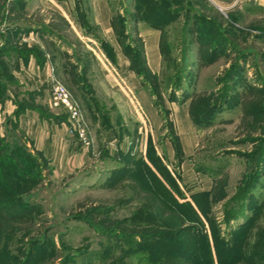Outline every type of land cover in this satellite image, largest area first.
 I'll return each instance as SVG.
<instances>
[{
    "label": "rangeland",
    "instance_id": "rangeland-1",
    "mask_svg": "<svg viewBox=\"0 0 264 264\" xmlns=\"http://www.w3.org/2000/svg\"><path fill=\"white\" fill-rule=\"evenodd\" d=\"M138 1L111 0L113 22L132 50L140 44L133 33L135 19L142 18ZM158 2L161 8L149 6L148 20L136 26L143 36L158 34L149 29L153 23L162 27L167 56L147 87L157 113H148L132 94L128 100L121 95L125 151L113 140L122 130L111 126L108 147L99 146L79 170L53 176L10 109L3 115L0 107V264H157V249L169 248L156 232L173 233L178 225L189 230L184 241L194 243L199 234L200 243L206 235L215 254L212 236L219 237L240 246L253 264H264V6L257 0ZM1 19L0 27L6 24ZM1 49L0 104L15 95L23 107L68 120L53 103L52 81L37 97L18 95L21 84L34 81V68L25 77L10 50L2 55ZM95 72L96 98L112 109L120 93ZM61 81L80 107L88 136L103 142L91 118L95 106L88 111L87 95ZM173 86L178 99L190 98L195 123L189 128L178 99H168ZM116 113L110 110L112 124ZM150 125L156 146L143 142ZM179 132L193 139L189 154ZM147 235L153 241L144 240Z\"/></svg>",
    "mask_w": 264,
    "mask_h": 264
},
{
    "label": "crops",
    "instance_id": "crops-1",
    "mask_svg": "<svg viewBox=\"0 0 264 264\" xmlns=\"http://www.w3.org/2000/svg\"><path fill=\"white\" fill-rule=\"evenodd\" d=\"M257 3L264 6V0H257ZM113 15L111 0H0V17L2 22L6 23L0 27L1 54H7L10 50L12 62L25 77L29 78L30 73H34L32 75L34 81L30 85L26 82L21 84L19 90L21 92H18V95L23 97L25 93H32L37 97L43 94L44 86L47 83L51 84L53 69V74L59 82L61 78L68 80L74 89L87 95L88 111L92 109L90 103L97 110L91 113V118L99 128L95 131L98 136L101 134L103 142L96 140L92 135L86 147L77 138L67 134L68 120L59 112L42 113V110L35 106L23 107L13 100L15 95L2 101L0 107L3 115L10 109L9 114H13L11 119L26 134L35 150L45 158L53 176L69 175L82 168L92 156L100 153L99 146L106 147V143L110 142L108 139L111 126L112 128L117 126L119 127L117 129L122 130L121 133L117 131L118 138L113 136V140L122 151H125L122 144L126 143L128 132L125 133V130L128 128H123V112L117 107L122 105L124 108L120 97L126 96L127 99L129 94H132L135 101L141 102L148 113L151 115L157 113L151 103H148L150 97L148 83L131 68L130 60L122 50L113 28ZM30 17L38 19L30 20L28 19ZM141 20L145 19L143 17L135 19L133 33L141 42L147 69L150 73L158 75L163 63L160 29L150 27V31H158V34L153 32L151 35L143 36L136 28ZM95 68L101 71V75L106 76V80L111 81L120 93L118 101L112 100V109L104 108L105 104L96 98L92 83V79L96 78ZM111 97L115 99L114 94ZM168 99L171 103L176 101L170 99L169 94ZM189 101V96L183 101H177L178 108L186 113L184 121L187 122L188 128L192 123L188 111ZM99 110L103 112L100 113ZM110 110L117 111L115 124L110 121ZM124 111L126 112L125 109ZM150 119L152 120L151 117ZM152 122L156 124L154 118ZM0 127H3V121ZM151 128L150 125V132L146 131L143 142L144 145L156 146L157 142L154 141ZM135 132L137 137L141 135V129H135ZM190 138L185 133H178V139L187 154L193 145V139ZM95 145L98 147L97 150Z\"/></svg>",
    "mask_w": 264,
    "mask_h": 264
},
{
    "label": "trees",
    "instance_id": "trees-1",
    "mask_svg": "<svg viewBox=\"0 0 264 264\" xmlns=\"http://www.w3.org/2000/svg\"><path fill=\"white\" fill-rule=\"evenodd\" d=\"M136 1V0H135ZM138 1V0H137ZM138 2L142 5V13L141 17L143 19L148 20V10L149 6L151 8L156 7L159 5L158 0H139ZM150 8V9H151ZM159 8L160 5H159ZM147 9V10H145ZM151 27L161 29V25L154 24L151 25ZM113 28L117 34V38L119 43L121 44L122 50L124 54L129 58L131 68L138 74L143 77V79L146 80V82L149 85V78H157L156 74H152L149 72L146 66L145 62V56L143 52V48L141 45V42L138 38H136L137 42H139V47L136 50H132L130 46L127 44V42H122V33L119 31L118 25H116L113 22ZM161 51L163 57L167 56V51H165V46L163 45V37L161 35ZM176 78H179L178 75ZM174 76V77H175ZM173 77V78H174ZM180 80V79H179ZM178 85V83H175ZM174 86L173 88L168 91L169 98L173 100H177V96L174 94ZM158 96L160 97L159 92L157 91ZM188 95L184 96V99H186ZM184 99H178L177 101H183ZM20 106V105H19ZM190 106V104H189ZM16 112H18V109H16ZM189 116L193 123H195V119L193 116V113L191 109L189 108ZM150 145V144H149ZM38 164V162H36ZM18 184V180H17ZM166 225V224H165ZM163 229L165 226L161 225ZM183 226L178 225V227L175 229V232L170 233L169 231H163L159 230L156 232V239H163L167 242L169 250H162L160 247L157 249L155 256L157 257V264H225L224 260H227L229 264H253L254 262L250 260L248 256H244L241 247L238 245H235L234 242L231 244L224 243L221 238H217L215 236L213 237V246L215 247V254L212 251V245L210 244L209 239L206 235L201 236L200 243L197 237H200L199 234L192 236L194 238L193 242L191 243L189 241H184L182 236L187 233L186 231L181 229ZM185 232V233H184ZM184 233V234H183ZM144 240L153 241L151 236L147 235ZM192 238V239H193ZM175 242L177 245H175ZM189 242V243H188ZM198 242V243H196ZM156 245L159 244V241L155 242ZM220 253V254H219Z\"/></svg>",
    "mask_w": 264,
    "mask_h": 264
},
{
    "label": "built area",
    "instance_id": "built-area-1",
    "mask_svg": "<svg viewBox=\"0 0 264 264\" xmlns=\"http://www.w3.org/2000/svg\"><path fill=\"white\" fill-rule=\"evenodd\" d=\"M51 81L53 82L51 87L53 103L62 106L68 115L67 131L74 134L83 145H88L89 136L78 103L68 89L55 78L52 69Z\"/></svg>",
    "mask_w": 264,
    "mask_h": 264
}]
</instances>
